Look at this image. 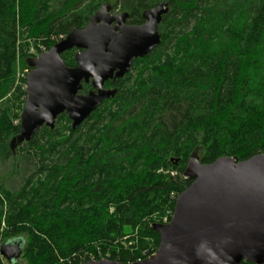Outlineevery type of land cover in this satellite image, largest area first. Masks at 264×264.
I'll list each match as a JSON object with an SVG mask.
<instances>
[{
	"label": "trees",
	"instance_id": "trees-1",
	"mask_svg": "<svg viewBox=\"0 0 264 264\" xmlns=\"http://www.w3.org/2000/svg\"><path fill=\"white\" fill-rule=\"evenodd\" d=\"M86 1L0 0V164L12 160L22 174L32 166L17 190L0 183V244L22 241L28 264H86L106 252L114 262L145 260L124 250V229L137 230L141 247L145 237L159 247L149 217L174 211L193 183L185 176L192 155L211 164L264 153V0H115L137 24L145 11L169 5L160 46L134 62L144 67L138 80L126 86L130 71L118 81L113 100L123 91V102L106 108L107 100L77 130L63 114L54 130L43 127L12 151L20 118L14 125L16 102L5 99L20 93L16 29L27 39L68 35L91 19L94 9L82 21L74 16ZM72 55H62L69 67ZM31 58L21 55L22 65Z\"/></svg>",
	"mask_w": 264,
	"mask_h": 264
},
{
	"label": "water",
	"instance_id": "water-1",
	"mask_svg": "<svg viewBox=\"0 0 264 264\" xmlns=\"http://www.w3.org/2000/svg\"><path fill=\"white\" fill-rule=\"evenodd\" d=\"M169 13L164 2L144 12L142 25L128 26V14H111L103 5L83 29L74 28L49 51L28 60L27 99L20 116V133L12 151L29 143L43 127L55 129L66 114L77 130L116 89H104L109 80L123 79L133 62L143 59L162 42L159 26ZM74 49L77 67L62 55ZM96 90L80 95L82 82ZM196 155L187 163L185 176L193 183L179 195L170 222L154 224L160 244L154 255L132 264H264V153L246 161L220 157L202 164ZM174 164L180 162L175 159ZM22 241L0 246L7 261L19 259ZM86 264H125L108 259Z\"/></svg>",
	"mask_w": 264,
	"mask_h": 264
},
{
	"label": "rangeland",
	"instance_id": "rangeland-1",
	"mask_svg": "<svg viewBox=\"0 0 264 264\" xmlns=\"http://www.w3.org/2000/svg\"><path fill=\"white\" fill-rule=\"evenodd\" d=\"M51 1H53V5H54V4H57V2L59 0H51ZM105 1L106 0H88V1H86L85 4L82 6V8H80L77 11L75 10V12H74L75 18L76 19L81 18V21L84 20V18H85L84 16L87 13L84 11H87L89 9L95 10L92 14V16H93L103 5H105V3H106ZM110 2L113 6L112 12H111L113 15H117V14L124 11V9L120 3H117L115 0H110ZM16 31H17L16 33L18 35V37H17V40H18L17 51L19 52V56H18V60H17L15 76H16V81H17L16 87L20 88V93L18 92L16 97H14V98H11L8 96L5 99V101H8V99H11V100L13 99L10 102L11 104L16 102L15 104H13L14 105L13 111H14V114L16 116V118L15 117L12 118V122L14 125L18 124L19 119H17V116H19V118H20V115H21L22 110L24 108L25 96L22 95V92L26 93V82L24 85L23 80L26 81V76H27L26 71L30 70V68L27 67L26 65H22L21 59H20L21 55L27 54V56H29L32 54H38L39 52L44 51V50L48 51V47L50 45H52L53 43L60 42L59 40H61V41L64 40L67 36V34L64 32L56 31L55 33H53L49 37L43 36V37L35 38V39H27V36H28L26 33L27 30L22 31L20 27H17ZM72 56H74V51H73ZM70 57L71 56H68L67 59H70ZM72 58H74V57H72ZM142 68H144L143 63H141V64L135 63L134 64L128 80H125L126 86L128 84H130V83H128L129 81L131 82V84H134V82L136 80H138L137 77L140 76ZM122 85H124V83L119 84V86H122ZM108 87H112V85L110 84ZM124 93L125 92L122 91L120 96L117 97V99H115L113 101L111 100L109 102H106L105 104H108L106 106V108L107 107H115V109H116L117 107H119V104L121 102H123V99L125 97ZM26 99H27V94H26ZM22 105H23V107H22ZM16 107H22V110L20 111V108H17V110H16ZM58 120H59V118H58ZM58 125L61 128V130H63L64 132L66 131V133H67L69 123L66 119L60 120ZM195 155H196L195 157L199 159L201 153L198 152ZM11 161L12 160L8 161L5 164H0V183H2L6 188H8L10 190H17L18 187L20 186V184L22 183L23 178H25L26 175L31 172L30 169H32V166L31 165L24 166L23 167V171H25V173L23 172L24 174L16 173L13 171V164L11 163ZM159 172H161V171H159ZM170 173H171V175H176V172H170ZM174 200H175V197L172 194L171 195V201H174ZM176 200H177V198H176ZM174 209H175V207H174ZM173 213H174V211H171V209L165 208L161 212H156V213H153L152 215H150L149 220H151V223H153V224L166 225L170 222L171 217L173 216ZM5 230H7L6 226H5V224H3L2 229L0 230V241L2 239V233ZM124 230H125L126 235L122 240H120V243L122 244L124 250H127L130 253V255H133V257H138L137 259H142V258L147 259L148 257L154 255V253L158 249L156 241L154 238L145 237L144 247H141V245L138 244L139 241H138V237L136 236L137 230L134 233H132V230H129V229H124ZM12 241H15V240H12ZM12 241H10L9 243H11ZM107 253L108 252L100 253L99 258L100 259H108V257H105ZM91 259L96 260L95 257H92ZM0 264H28V262H26L24 257L13 260L11 262L10 261L5 262V259L0 257Z\"/></svg>",
	"mask_w": 264,
	"mask_h": 264
},
{
	"label": "flooded vegetation",
	"instance_id": "flooded-vegetation-1",
	"mask_svg": "<svg viewBox=\"0 0 264 264\" xmlns=\"http://www.w3.org/2000/svg\"><path fill=\"white\" fill-rule=\"evenodd\" d=\"M112 8H113V6L111 5V12H112ZM124 13H127V12H121V13H119V14H117V15H114V16H119V15H122V14H124ZM112 14V13H111ZM128 15H129V13H127ZM144 14V13H143ZM113 15V14H112ZM143 16V15H142ZM144 20V19H143ZM90 21V20H89ZM146 21L144 20V23H145ZM89 23V22H88ZM87 23V24H88ZM144 23H142V24H144ZM86 24V25H87ZM142 24H137V23H133L132 22V20L130 19V15L128 16V18H127V21H126V25H128V26H138V25H142ZM85 25V26H86ZM84 26V27H85ZM83 27V28H84ZM82 28V29H83ZM74 51V56H75V54L77 53V52H79V50H77V49H74L73 50ZM136 61V60H135ZM134 61V62H135ZM134 62H133V66H134ZM133 66H132V68H133ZM75 67H77V64H76V66ZM132 68H131V70H132ZM128 75V74H127ZM126 75V76H127ZM125 76V77H126ZM124 77V78H125ZM123 78V79H124ZM121 80V79H120ZM120 80H116V81H114V80H109L108 82H106V84L104 85V89H106V90H109V89H116L117 91L119 90V83H118V81H120ZM112 85V87H108L109 85ZM116 85V86H115ZM91 91H93V92H95L96 90L93 88V86H92V80H90L89 81V83H85V82H82V90L79 92V94L80 95H87V94H89V92H91ZM113 100V99H112ZM107 101V100H106ZM106 101H104L103 103H105ZM111 101V100H110ZM103 105V104H102Z\"/></svg>",
	"mask_w": 264,
	"mask_h": 264
},
{
	"label": "built area",
	"instance_id": "built-area-1",
	"mask_svg": "<svg viewBox=\"0 0 264 264\" xmlns=\"http://www.w3.org/2000/svg\"><path fill=\"white\" fill-rule=\"evenodd\" d=\"M59 41H61V40H59ZM45 51H46V50L41 51V52H39L38 54H32L31 56H32V58H33V57H37V56H39L40 54H42V52L45 53ZM46 52H47V51H46ZM30 71H31V69L26 71V75H27V76H28V74L30 73ZM27 76H26V77H27ZM171 218H172V217H171Z\"/></svg>",
	"mask_w": 264,
	"mask_h": 264
}]
</instances>
